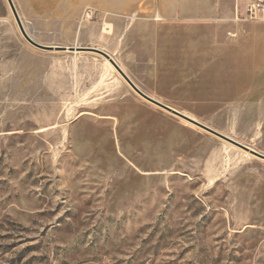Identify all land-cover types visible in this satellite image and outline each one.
Returning a JSON list of instances; mask_svg holds the SVG:
<instances>
[{"label": "rangeland", "instance_id": "rangeland-1", "mask_svg": "<svg viewBox=\"0 0 264 264\" xmlns=\"http://www.w3.org/2000/svg\"><path fill=\"white\" fill-rule=\"evenodd\" d=\"M12 1L36 43L102 50L264 155V20H235L250 0L81 26L61 0ZM0 264H264V160L94 52L33 47L0 0Z\"/></svg>", "mask_w": 264, "mask_h": 264}, {"label": "water", "instance_id": "water-1", "mask_svg": "<svg viewBox=\"0 0 264 264\" xmlns=\"http://www.w3.org/2000/svg\"><path fill=\"white\" fill-rule=\"evenodd\" d=\"M7 3L10 7V10L15 18V21L18 25V28L22 34V36L24 37V39L29 43L31 44L33 47L37 48V49H40V50H48V51H62V52H75V53H78V52H94L100 56H102L104 59H106L114 68L115 70L119 73V75L124 79V81L130 86V88L137 94L139 95L140 97H142L143 99H145L146 101H148L149 103L159 107L160 109L170 113V114H173V115H176V116H180V117H183L187 120H189L191 123H193L194 125H196L197 127H199L200 129L250 153L251 155L259 158V159H262L264 160V155L263 154H260L258 153L257 151L227 137V136H224L218 132H216L215 130L199 123L198 121L194 120V119H191L183 114H181L180 112L174 110L173 108L159 102L158 100H155L151 97H149L148 95L144 94L130 79L129 77L123 72V70L117 65V63L113 60V58L107 54L106 52L102 51V50H99V49H96V48H91V47H77V46H60V45H41L39 43H36L35 41H33L29 36L28 34L26 33L24 27H23V23L17 13V10L15 8V5L13 4V1L12 0H7Z\"/></svg>", "mask_w": 264, "mask_h": 264}, {"label": "crops", "instance_id": "crops-1", "mask_svg": "<svg viewBox=\"0 0 264 264\" xmlns=\"http://www.w3.org/2000/svg\"><path fill=\"white\" fill-rule=\"evenodd\" d=\"M62 3L56 7V10L67 11L71 17H77L81 8L94 7L103 9L110 13H120L127 9L133 12V15L143 10H152L155 12V21L162 20V16L173 15L174 11L185 7L190 3L194 7L195 0H61ZM91 5V6H90ZM79 17V16H78ZM264 20V19H263ZM59 24V23H53Z\"/></svg>", "mask_w": 264, "mask_h": 264}, {"label": "built area", "instance_id": "built-area-1", "mask_svg": "<svg viewBox=\"0 0 264 264\" xmlns=\"http://www.w3.org/2000/svg\"><path fill=\"white\" fill-rule=\"evenodd\" d=\"M107 16L92 7H84L78 17V25L83 23L103 22ZM264 19V0H250L235 20L239 22H258Z\"/></svg>", "mask_w": 264, "mask_h": 264}, {"label": "bare ground", "instance_id": "bare-ground-1", "mask_svg": "<svg viewBox=\"0 0 264 264\" xmlns=\"http://www.w3.org/2000/svg\"><path fill=\"white\" fill-rule=\"evenodd\" d=\"M156 19H157V17H156ZM106 60V59H105ZM107 61V60H106ZM109 63V62H108ZM110 64V63H109ZM111 65V64H110Z\"/></svg>", "mask_w": 264, "mask_h": 264}]
</instances>
